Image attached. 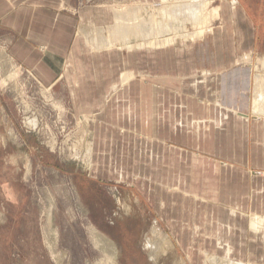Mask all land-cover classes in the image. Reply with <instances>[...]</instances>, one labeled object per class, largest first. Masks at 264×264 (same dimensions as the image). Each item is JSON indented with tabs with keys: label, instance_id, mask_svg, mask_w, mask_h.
Returning a JSON list of instances; mask_svg holds the SVG:
<instances>
[{
	"label": "rangeland",
	"instance_id": "1",
	"mask_svg": "<svg viewBox=\"0 0 264 264\" xmlns=\"http://www.w3.org/2000/svg\"><path fill=\"white\" fill-rule=\"evenodd\" d=\"M167 1L170 3L175 0ZM210 1L211 9L220 6L223 7L222 11H234L231 4L233 0ZM236 1H239L238 7H248L253 31L258 37L256 46L248 45L245 50L244 29L237 27L233 29L236 44L230 45L236 48L230 61L250 68L252 98L249 103L252 109L255 78L264 73V66L261 69L255 67L258 61L264 60V0ZM168 2L76 0L74 4H63L61 10L79 17L88 8L110 7L112 12L116 10L124 14L137 7L136 14L139 17L134 15L135 12L129 13L134 15L133 20L141 22L140 17L147 20L156 11V14L162 13L163 5ZM161 15L164 22L171 20L168 13ZM220 18L213 25L214 29H221L217 43L221 51L205 54L202 61H205L206 67L212 65L213 60L220 63L229 61L228 51H224L229 44ZM1 22L0 264H112V261L114 264H204L210 255L216 256L219 261L230 258L246 264L259 262L250 257L252 253L249 251L251 248L256 250L257 244L248 242L243 232L238 230L231 239L228 238L219 246L214 235L211 236L218 230L216 219L228 223L229 212L222 208L221 212L212 211V206L219 210L223 204L220 201L222 196L219 195L217 199L212 194L200 197L175 193L151 196L150 190L153 193L155 189L154 186L150 187L152 181L147 180L150 173L142 163L147 159L144 153L141 157L137 156L142 167L137 173L141 172L142 177L146 178L144 183L142 179H131L132 174L130 179H119L114 168L112 175L106 172V165L93 163V167L89 166V146L90 142L97 139V130L101 129L96 125L100 123V114L88 104L82 105L81 101L79 103L72 97L65 77L62 76L57 85L49 86L14 61L10 46L15 36L10 35V29L5 28ZM111 22L115 23L116 19ZM210 44L205 42V48ZM132 53L136 79L142 83L139 87L147 90L148 67ZM124 54L128 56L129 53ZM211 55L217 59L210 58ZM246 56L251 58V65L245 62L249 60ZM243 86L240 84L239 87ZM115 95L114 92L109 96ZM246 101L248 104V98L237 99V103ZM230 127L228 131H219L216 136L219 145L224 142L229 152L220 149L210 155L207 150L184 145L183 149L190 156L188 162L182 163L183 175L187 176L184 180L187 186L184 187L189 192H193L196 184L195 164L200 160L199 156H211L212 160L223 163L229 160L227 155H234L238 159V166L242 167L248 165L241 162L244 158L250 157L253 161L251 157L256 145L248 143V126L238 124L237 130ZM173 144L176 146L177 142ZM175 151L173 149V159ZM181 162V159L178 160L179 165ZM172 164L174 167L175 163ZM252 172L261 175L264 169L256 168ZM153 177L157 178V175ZM210 191H213L212 185ZM242 199V192H239L232 196L231 202L242 204ZM166 201L170 202V208L172 205L169 214L164 207ZM242 214H238L240 227L248 222L251 212L245 211ZM155 229L165 237L168 236V242L162 243ZM148 241L159 248L162 246V249L154 251L153 257L148 249ZM230 245L232 251L228 255ZM254 253L258 255L256 251Z\"/></svg>",
	"mask_w": 264,
	"mask_h": 264
},
{
	"label": "crops",
	"instance_id": "2",
	"mask_svg": "<svg viewBox=\"0 0 264 264\" xmlns=\"http://www.w3.org/2000/svg\"><path fill=\"white\" fill-rule=\"evenodd\" d=\"M74 2L76 0H0V21L10 29V35L15 36L10 46L12 59L46 85L55 86L62 76L65 77L72 97L100 114V123L96 125L101 129L97 130V139L91 142L92 165H106L105 170L111 175L114 168L119 179L132 176L133 180L144 181L146 178L141 172L137 173V170H142L137 156L144 153L147 159L142 163L150 173L147 180L152 181L150 187L155 189L153 193L150 190L151 196L178 194L200 197L212 194L216 199L222 196L220 201L223 204L219 210L212 206V211L221 212L223 209L229 212L228 223L216 219L214 223L218 230L211 236L214 235L219 246L238 230L243 232L248 242L257 244L256 250H249L252 253L250 257L259 261L258 264H264V222L257 230L251 225L253 219L261 221L264 217V172L261 175L252 172L256 168L264 169V117L254 119L248 116L244 119L251 112L250 68L230 61L236 50L231 47L232 43L236 44L233 29H244L245 50L248 45L256 46L258 37L253 31L248 7H234L230 13L222 11L220 19L229 44L224 51H228L229 61L220 63L213 60L212 65L206 67L202 61L205 54L221 51L217 44L221 34L218 27L203 38H208L207 41L180 38L172 46L141 50H126L118 46L96 48L92 45V37L99 31L106 35L115 26L112 19L115 20L122 12L113 10V16L110 7L88 8L77 17L61 10L63 4ZM205 42L211 44L205 48ZM125 52L129 53L128 56ZM130 53L137 55L148 67L147 90L139 87L142 83L136 79ZM213 55L210 58L217 59ZM128 71L133 73V77L124 87H118ZM206 71L208 73L203 74ZM193 82L197 83V90L194 87L191 90ZM240 84H244V88L239 87ZM116 85L118 89L114 90ZM114 92L116 95L110 97ZM245 98H248V104L247 101L237 103V99ZM238 124L248 126V143L256 145L251 157L253 161L250 157L244 158L241 162L248 165L242 167L238 166L234 155H227L229 160L223 163L212 160L211 156H199L200 160L195 164L196 184L193 192H189L184 187L187 186L184 181L187 176L183 175L182 163L188 162L190 156L183 149L184 145L207 150L210 155L220 149L229 152L224 142L219 145L216 136L219 131L230 130V126L237 130ZM173 149L176 150L174 159ZM93 158H97L95 162H92ZM180 159L181 165L178 164ZM172 163H175L174 167ZM211 185L213 191H210ZM239 192H242L243 203L234 204L232 196ZM168 201L164 202L167 214L172 208ZM245 211L251 212V216L240 227L238 216ZM228 249L231 252L232 246ZM230 252L227 251L228 255Z\"/></svg>",
	"mask_w": 264,
	"mask_h": 264
},
{
	"label": "bare ground",
	"instance_id": "3",
	"mask_svg": "<svg viewBox=\"0 0 264 264\" xmlns=\"http://www.w3.org/2000/svg\"><path fill=\"white\" fill-rule=\"evenodd\" d=\"M161 1L168 2L167 0H161ZM145 5H147V3ZM167 5H163L164 7L161 10L162 13L156 14L157 13L156 11L155 15L152 14L151 16H149L147 20L140 17V19L142 20L141 22L135 19L133 20L134 15L136 17H139V15L136 14L137 7L131 8L130 10L126 11V13L124 14L122 13L118 14L116 16L115 26L113 28H110L106 35H103V32L98 30L100 34L97 33V35L92 37L91 39L92 45L96 48H101V46H107V48L118 46L126 50L128 49L141 50L144 48H159V47L171 45L180 38L185 40H190V39L201 40L214 30L213 24L215 21L219 20L223 10V7L220 6L211 9L210 0H179L178 2H176L175 0L170 3L168 2ZM233 6L235 8H238V3L236 0H233ZM129 12H135V14L132 15ZM166 13L169 14V17L171 16V20L164 22L161 14L165 15ZM131 26H133L134 28ZM245 58H249V57L246 56ZM250 59L251 58H249V60L246 59L245 62L250 64L252 62ZM257 63H258L257 66H255L256 68L259 69L263 68L264 60L258 61ZM203 74L206 73L204 72ZM132 77H133V73L128 71L124 79L122 78L123 82L121 84H118V87L125 85L128 81H130ZM255 79H254L255 84L253 89L254 96L252 100L253 108L251 109L249 115H245V117L243 116L244 119H248V116L249 117L252 116L254 119H260L264 117V73L261 75L258 74ZM118 87L117 85L114 86V90L118 89ZM191 87H194L196 89V87H198L197 83L193 82L190 85V88ZM92 154H93V149H92V145H90L88 152V156H89L88 164L91 167L93 166L91 164ZM142 183H144V181H142ZM145 185L146 184H144V186ZM262 219L264 220V217L261 218V221H259L256 218L253 219L251 224L252 228L255 230L259 229L260 226L262 225L261 223L264 222L262 221ZM154 232L156 235L161 236L160 238L163 241L162 243H164L165 241L168 242V238H167L168 236L165 237V235L158 232L157 229H155ZM161 247L162 246H160L159 248V246H156L153 242L148 241V249L151 253V257L155 255L154 251H157V249H162ZM227 251L230 252V249H228ZM201 252L205 253L207 251L201 250ZM219 262H221L222 264H246L242 261L231 260L230 258L229 259L226 258V260L224 261H219L216 258V256L213 255H210L208 258H206L204 264H219ZM111 263L114 264L113 261Z\"/></svg>",
	"mask_w": 264,
	"mask_h": 264
}]
</instances>
